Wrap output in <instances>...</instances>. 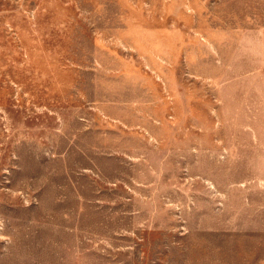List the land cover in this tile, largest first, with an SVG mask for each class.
<instances>
[{
  "label": "rangeland",
  "instance_id": "rangeland-1",
  "mask_svg": "<svg viewBox=\"0 0 264 264\" xmlns=\"http://www.w3.org/2000/svg\"><path fill=\"white\" fill-rule=\"evenodd\" d=\"M0 264H264V0H0Z\"/></svg>",
  "mask_w": 264,
  "mask_h": 264
}]
</instances>
